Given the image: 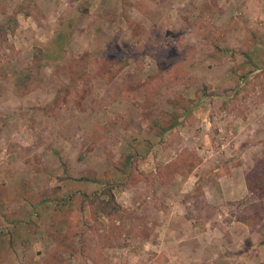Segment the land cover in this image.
Listing matches in <instances>:
<instances>
[{"label":"rangeland","instance_id":"obj_1","mask_svg":"<svg viewBox=\"0 0 264 264\" xmlns=\"http://www.w3.org/2000/svg\"><path fill=\"white\" fill-rule=\"evenodd\" d=\"M245 228L264 0H0V264H216Z\"/></svg>","mask_w":264,"mask_h":264},{"label":"crops","instance_id":"obj_2","mask_svg":"<svg viewBox=\"0 0 264 264\" xmlns=\"http://www.w3.org/2000/svg\"><path fill=\"white\" fill-rule=\"evenodd\" d=\"M223 200V199H220ZM219 200V201H220ZM227 200V199H226ZM232 200V199H230ZM211 203V206H213V200H208ZM218 217H220L221 219L223 218V216L221 215H217ZM216 216V217H217ZM245 227V226H243ZM246 230V228H245ZM247 232H245V234L243 233L244 239H243V243H242V252L240 254H235L236 252L233 249V243L229 244V246L226 244V248H229V250H231L230 255H229V259L228 256L226 258H224V260L219 259L218 261H216V264H264V243L262 244H256V240L258 241L260 237H258L255 233H249L248 230H246ZM202 232V231H200ZM199 231L197 232V235L199 238L201 236H203V233H200ZM213 230L211 231L210 228H208L207 230V235L210 236V233L213 234ZM221 233V232H220ZM232 231H229V233H226V237H232L235 236V234L231 235ZM229 234V236H228ZM264 234V230L263 233L261 232L260 235ZM231 235V236H230ZM259 235V236H260ZM257 237V238H256ZM246 239H250V242H244V240ZM217 251V250H216ZM235 256V257H234Z\"/></svg>","mask_w":264,"mask_h":264},{"label":"trees","instance_id":"obj_3","mask_svg":"<svg viewBox=\"0 0 264 264\" xmlns=\"http://www.w3.org/2000/svg\"><path fill=\"white\" fill-rule=\"evenodd\" d=\"M36 59H37V56H36ZM189 101H190L189 99L186 100V104L184 106H187ZM176 122L177 121H176L175 117H172L170 119V124L167 126V129L172 128V126H174L176 124ZM128 162L129 161L127 160L126 165L128 164ZM80 179L81 180H89V179L83 178V177H81ZM247 187L249 188V190L255 189L254 187H252L250 182L247 183ZM72 197L73 198L75 197L74 193H73ZM82 198L85 200L88 199L90 204L95 205L96 211L101 210L99 212L105 214V216H112L120 210V208L116 202L115 196L111 190V187L101 189L100 191L95 192L92 196H89L85 193H82ZM65 200L66 199H64V201Z\"/></svg>","mask_w":264,"mask_h":264}]
</instances>
